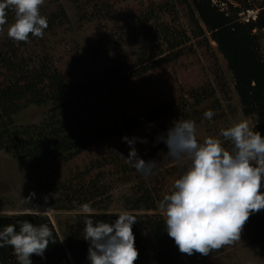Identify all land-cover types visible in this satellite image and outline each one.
<instances>
[{
	"label": "rangeland",
	"instance_id": "rangeland-1",
	"mask_svg": "<svg viewBox=\"0 0 264 264\" xmlns=\"http://www.w3.org/2000/svg\"><path fill=\"white\" fill-rule=\"evenodd\" d=\"M248 1L264 8V0ZM190 12L191 0H45L41 15L64 16V21L45 31L43 38L29 34L23 46L16 45L30 68L47 58L45 64L51 65L68 85L83 83L112 69L115 86L100 84L96 92L70 97L72 103L83 106L88 121L101 125L108 134L73 160L39 175H34L27 163L0 151V216L44 217L65 246L67 228L74 217L89 215L81 207L85 203L90 204L91 214L118 215L128 211L127 201L143 185L159 199L171 194L175 180L190 161L165 158L163 154L168 149L163 142L157 143V137L165 134L176 119L143 126L131 133L124 130L128 122L137 121L152 107L172 104L183 109L198 101V111L211 109L215 113L211 120L200 116L199 121L193 120L199 142L209 136L219 138L222 129L245 119L253 128L252 120L243 116L226 61L208 33L196 37ZM255 14L243 12L238 19L246 22ZM14 21L0 30L1 40ZM148 34L150 41L156 37L157 42L144 44L143 37ZM253 34L264 60V29ZM172 54L177 57L174 61H162L170 56L169 61ZM122 77H129L128 81L120 80ZM49 109L28 105L13 117L14 123L18 127L38 126ZM123 137L137 138L135 148L141 159L158 162L153 174L137 172L126 160L130 147ZM223 146L230 150L232 144L224 141ZM54 182L61 183L62 188H53ZM260 191L264 193V180ZM31 192H35V198L24 202L22 199ZM66 195L73 202L70 209L63 210ZM136 214L166 219L158 205L155 211ZM179 254L183 264H264V209L249 217L240 240L232 245L207 256Z\"/></svg>",
	"mask_w": 264,
	"mask_h": 264
},
{
	"label": "trees",
	"instance_id": "trees-1",
	"mask_svg": "<svg viewBox=\"0 0 264 264\" xmlns=\"http://www.w3.org/2000/svg\"><path fill=\"white\" fill-rule=\"evenodd\" d=\"M247 11H255L256 18L240 22L238 14ZM6 13L7 22L2 28H6L10 21L15 20L14 8L10 6ZM190 14L193 17L196 37L208 33L210 41L215 43L226 61L243 116L250 118L253 122L252 129L264 137V60L259 51L257 36L253 34L264 29V8L254 6L248 0H191ZM64 18L60 15H49L48 28L45 31L57 27V23L63 22ZM149 31L151 32L150 29ZM149 35L143 37L144 44L157 42L156 37L150 41ZM17 43L18 46L24 44L8 35L0 39V151L4 150L13 159L27 163L33 174L39 175L41 171L47 172L52 167L73 160L107 137V129L88 121L83 106L72 103L70 97L74 94L96 92L100 84L115 86L116 82L112 81L116 75L109 69L83 83L68 85L51 65L45 64L47 58L30 68ZM171 56L173 57L169 61L167 58L170 56L162 58V61L168 63L177 58L174 54ZM128 78L122 77L120 80L128 81ZM28 105L49 106L50 109L38 126H16L13 117ZM200 105L201 102L196 101L193 106L183 109L172 104L152 107L137 121L128 122L124 130L131 133L160 121L182 118L195 120L198 116L205 118L204 113L208 109L198 111ZM56 185L59 189L63 186L61 183H52L53 188ZM161 200L155 192L143 185L136 192V196L127 201L128 212L137 219V223L132 227L135 247L139 253L135 264H183L177 246L165 230L163 218L159 215L140 217L136 214L141 211H155ZM72 202L66 195L62 200L64 206L61 209H70L68 206ZM88 217L89 215L74 217L73 224L67 228L65 246L49 220L38 215L0 216V230L9 224H17L18 231V222L22 220H29L37 226L48 224L53 230L56 243L49 244L44 259L33 254L30 257L32 264H90L87 259L90 245L84 239V221ZM90 218L94 221L113 223L118 216L97 213L91 214ZM0 264H18L12 247L0 248Z\"/></svg>",
	"mask_w": 264,
	"mask_h": 264
},
{
	"label": "clouds",
	"instance_id": "clouds-1",
	"mask_svg": "<svg viewBox=\"0 0 264 264\" xmlns=\"http://www.w3.org/2000/svg\"><path fill=\"white\" fill-rule=\"evenodd\" d=\"M44 2L0 0V28L6 24V9L11 6L15 21L9 26L8 36L18 42H27L29 34L43 38L48 28L47 17L40 13ZM255 18L256 14L251 20ZM214 114L209 109L204 117L211 120ZM122 140L130 147L126 160L136 171L145 176L153 174L158 162L139 157L135 148L137 138ZM224 141L231 142L230 150L223 146ZM159 142L168 149L163 154L165 158L190 161L186 171L175 180L171 194L159 202L166 216L165 230L180 253L207 256L239 241L249 217L264 209V193L260 191L264 180V137L260 132L250 128L245 119L222 129L219 138L209 136L199 142L196 122L178 119L157 137ZM35 196L31 192L22 200L30 203ZM81 207L89 214L84 221V239L90 245L87 257L90 264H135L139 256L132 231L136 217L123 211L113 223L94 221L90 218L93 211L90 204ZM18 224V231L17 224L0 230V248L12 247L18 264H32L33 254L44 259L49 244L56 243L53 230L48 224L37 226L29 220Z\"/></svg>",
	"mask_w": 264,
	"mask_h": 264
}]
</instances>
